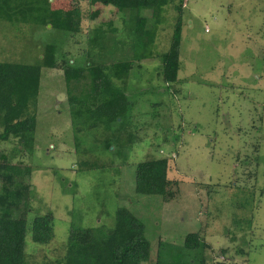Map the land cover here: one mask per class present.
Instances as JSON below:
<instances>
[{
	"label": "rangeland",
	"instance_id": "1",
	"mask_svg": "<svg viewBox=\"0 0 264 264\" xmlns=\"http://www.w3.org/2000/svg\"><path fill=\"white\" fill-rule=\"evenodd\" d=\"M81 2L86 17L78 34L1 19L0 61L38 63L50 43L77 64L92 55L103 59V47L90 42L98 30L107 31L109 57L135 58V49L118 44L132 42L126 13ZM184 5L180 81L164 82L161 58L137 62L126 85L134 108L122 135L104 127L75 131L63 72L43 68L35 150L14 159L34 169L29 219L55 216L50 243L27 236L33 260L61 257L72 225L113 228L117 208L125 206L143 220L151 242L143 264H198L202 256L206 264H264V0ZM177 15L165 8L157 53L169 49ZM128 131L135 138L125 145ZM16 144L0 142V152L11 153ZM163 157L168 177L179 182L171 202L135 190L138 163ZM192 232L212 247H184Z\"/></svg>",
	"mask_w": 264,
	"mask_h": 264
},
{
	"label": "trees",
	"instance_id": "2",
	"mask_svg": "<svg viewBox=\"0 0 264 264\" xmlns=\"http://www.w3.org/2000/svg\"><path fill=\"white\" fill-rule=\"evenodd\" d=\"M89 3L112 5L118 12L126 13H123L124 23L128 36L133 37L132 42L118 44H125V51L129 47L135 49V58L115 61L109 57L108 48L104 46L107 31L102 29L94 33L90 42L103 47V59L92 55L83 64H77L75 60L71 62L68 52L61 54L57 43H50L45 45L38 63L0 61V142L17 140L11 153L0 152V264H143L151 257L145 223L125 206L117 208L116 223L111 229L72 225L65 252L59 258L38 262L27 251L29 233L38 244H48L55 238L52 211L40 212L29 219L35 197L33 167L24 161L14 162L17 153L32 155L35 150L43 68L63 72L77 132L104 127L122 135L134 108L126 85L137 62L141 66L140 61L161 58L159 75L164 82L172 87L180 81L184 0H89ZM168 5L173 6L178 15L169 49L157 53L153 46ZM82 7L81 0H0V20L50 24L55 29L78 34L84 30L83 17H86ZM127 136L125 145L135 138L130 131ZM168 171L166 157L139 162L136 192L159 195L164 202L176 200L179 182L170 179ZM183 246L202 251L212 247L201 232L187 234ZM198 264H206L205 257L198 259Z\"/></svg>",
	"mask_w": 264,
	"mask_h": 264
}]
</instances>
